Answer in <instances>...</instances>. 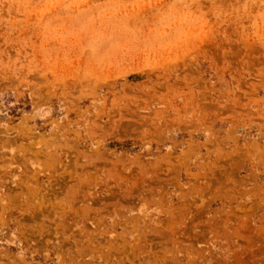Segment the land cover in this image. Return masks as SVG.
Here are the masks:
<instances>
[{
    "label": "rangeland",
    "instance_id": "1",
    "mask_svg": "<svg viewBox=\"0 0 264 264\" xmlns=\"http://www.w3.org/2000/svg\"><path fill=\"white\" fill-rule=\"evenodd\" d=\"M0 264H264V0H0Z\"/></svg>",
    "mask_w": 264,
    "mask_h": 264
}]
</instances>
